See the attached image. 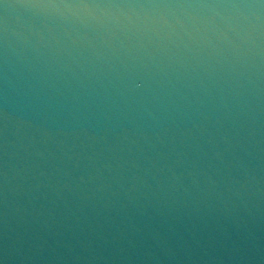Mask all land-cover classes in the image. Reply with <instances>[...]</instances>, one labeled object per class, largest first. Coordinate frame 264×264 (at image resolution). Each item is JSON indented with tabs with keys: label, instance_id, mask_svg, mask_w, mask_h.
<instances>
[{
	"label": "water",
	"instance_id": "1",
	"mask_svg": "<svg viewBox=\"0 0 264 264\" xmlns=\"http://www.w3.org/2000/svg\"><path fill=\"white\" fill-rule=\"evenodd\" d=\"M0 260L264 264V3L0 0Z\"/></svg>",
	"mask_w": 264,
	"mask_h": 264
},
{
	"label": "clouds",
	"instance_id": "2",
	"mask_svg": "<svg viewBox=\"0 0 264 264\" xmlns=\"http://www.w3.org/2000/svg\"><path fill=\"white\" fill-rule=\"evenodd\" d=\"M141 84H142V81H140V80L135 81V87H140ZM132 87H134V86L132 85ZM0 264H4V261L0 260Z\"/></svg>",
	"mask_w": 264,
	"mask_h": 264
},
{
	"label": "snow or ice",
	"instance_id": "3",
	"mask_svg": "<svg viewBox=\"0 0 264 264\" xmlns=\"http://www.w3.org/2000/svg\"><path fill=\"white\" fill-rule=\"evenodd\" d=\"M261 3H264V0H260ZM133 86L135 87V83L133 84Z\"/></svg>",
	"mask_w": 264,
	"mask_h": 264
}]
</instances>
